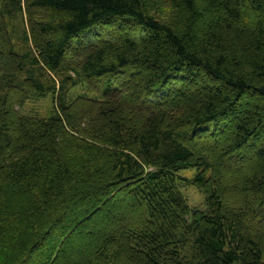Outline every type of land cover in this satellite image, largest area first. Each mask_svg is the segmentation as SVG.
<instances>
[{"label": "trees", "instance_id": "16d2710c", "mask_svg": "<svg viewBox=\"0 0 264 264\" xmlns=\"http://www.w3.org/2000/svg\"><path fill=\"white\" fill-rule=\"evenodd\" d=\"M159 1L0 0V264H264V0Z\"/></svg>", "mask_w": 264, "mask_h": 264}, {"label": "rangeland", "instance_id": "374dc122", "mask_svg": "<svg viewBox=\"0 0 264 264\" xmlns=\"http://www.w3.org/2000/svg\"><path fill=\"white\" fill-rule=\"evenodd\" d=\"M160 1L158 2V5L155 7V9L151 11L152 15L159 20L164 19V17L168 14V11H169L168 6L162 0H160ZM14 45L16 48L21 49V45L19 42L16 41L15 36H14ZM44 79H45V84L47 86H52L53 88H54V82H55V91L57 90L58 82L56 81V79L53 82V76H50V77L45 76ZM69 92L73 93V94H81L84 92L91 93V92H89V90L86 88L85 85L73 87L70 89ZM54 100H55V94L48 93L44 97H42L38 100L26 101L22 107V111L27 112V113H35V114H39L41 116L46 117L52 113V110H53L54 104H55ZM133 110H138V107L134 106ZM253 148L256 149V147H253ZM250 158L251 157L248 158L249 159L248 165L251 166L254 162V159H253V156L251 159ZM241 172L243 174H248L246 172V170H242ZM194 174H195L194 169L184 170V171L180 172V175L184 178H187V179H191L194 176ZM230 177L233 180L235 179V177L233 175H226L223 178V181H225V182L229 181ZM180 190H181V193L183 194L184 198L186 199V201H187V203L191 209H194V210H203L204 209V207H205L204 194L202 193V191L199 188H197L191 184H183L180 186ZM54 240H52L51 242H53ZM50 244L51 243H49L46 246V249H50V246H51ZM84 245H87V243L85 241H84Z\"/></svg>", "mask_w": 264, "mask_h": 264}, {"label": "bare ground", "instance_id": "6f19581e", "mask_svg": "<svg viewBox=\"0 0 264 264\" xmlns=\"http://www.w3.org/2000/svg\"><path fill=\"white\" fill-rule=\"evenodd\" d=\"M17 34H18V33H17ZM17 34H16V35H17ZM114 81H115V80H114ZM125 90H126V89H125ZM120 101H121V100H120ZM171 114H172V113H171ZM153 115H154V114H153ZM121 163H122V162H121ZM127 167H128V166H127ZM149 174H150V173H149ZM180 191H181V190H180ZM65 233H66V232H65Z\"/></svg>", "mask_w": 264, "mask_h": 264}]
</instances>
